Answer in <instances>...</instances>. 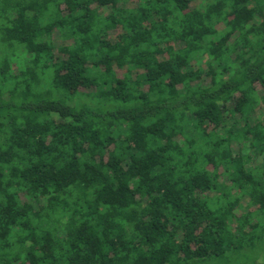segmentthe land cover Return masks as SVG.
Listing matches in <instances>:
<instances>
[{
	"label": "trees",
	"instance_id": "1",
	"mask_svg": "<svg viewBox=\"0 0 264 264\" xmlns=\"http://www.w3.org/2000/svg\"><path fill=\"white\" fill-rule=\"evenodd\" d=\"M0 264H264V0H0Z\"/></svg>",
	"mask_w": 264,
	"mask_h": 264
},
{
	"label": "rangeland",
	"instance_id": "2",
	"mask_svg": "<svg viewBox=\"0 0 264 264\" xmlns=\"http://www.w3.org/2000/svg\"><path fill=\"white\" fill-rule=\"evenodd\" d=\"M117 34V32H112L111 37L114 38V36Z\"/></svg>",
	"mask_w": 264,
	"mask_h": 264
}]
</instances>
